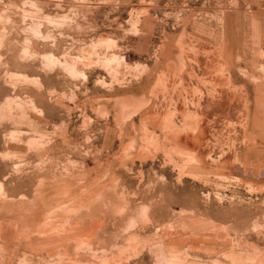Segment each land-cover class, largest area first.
Returning <instances> with one entry per match:
<instances>
[{
	"label": "rangeland",
	"instance_id": "obj_1",
	"mask_svg": "<svg viewBox=\"0 0 264 264\" xmlns=\"http://www.w3.org/2000/svg\"><path fill=\"white\" fill-rule=\"evenodd\" d=\"M0 264H264V0H0Z\"/></svg>",
	"mask_w": 264,
	"mask_h": 264
}]
</instances>
